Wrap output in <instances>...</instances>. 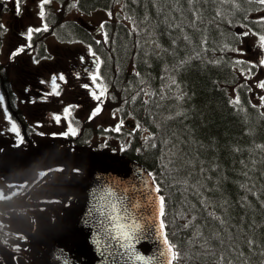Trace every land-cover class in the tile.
Returning <instances> with one entry per match:
<instances>
[{
	"label": "trees",
	"instance_id": "1",
	"mask_svg": "<svg viewBox=\"0 0 264 264\" xmlns=\"http://www.w3.org/2000/svg\"><path fill=\"white\" fill-rule=\"evenodd\" d=\"M53 1L50 29L68 42L94 43L86 25L64 20L74 5L89 13L119 4L126 16L106 22L97 49L137 122L123 155L164 197L174 264H264V108L237 74L253 67L234 55L243 27L264 35L259 3Z\"/></svg>",
	"mask_w": 264,
	"mask_h": 264
},
{
	"label": "flooded vegetation",
	"instance_id": "2",
	"mask_svg": "<svg viewBox=\"0 0 264 264\" xmlns=\"http://www.w3.org/2000/svg\"><path fill=\"white\" fill-rule=\"evenodd\" d=\"M27 9L25 0H21L19 13L16 0H0V10L12 12V25L23 20ZM12 33L15 37L9 41L8 52L20 51L33 42L32 33L30 38L27 32ZM84 47V52H78L73 43L56 41L54 49L46 47V56L37 49L24 53L15 65V75H8L7 83L0 81L4 100L0 118L3 113L18 128L12 136L0 126V192L8 197L0 199V247L12 254V264H59L55 256L58 248L73 252L80 244V240L76 242L82 211L80 183L87 173L63 156L109 153L107 141L92 134L95 130L110 131L116 148L123 149L122 110L116 107L115 118L99 121L103 107L93 95L101 91L96 86L100 75L93 82L99 57L88 45ZM99 68L100 64L98 74ZM5 76L0 71V80ZM54 76L58 87L52 83ZM57 117L59 122H55ZM76 122L84 125L82 130L73 128ZM13 154L18 158L9 165ZM30 163L31 168L22 174ZM26 202H45L52 207H7ZM0 264H7L1 248Z\"/></svg>",
	"mask_w": 264,
	"mask_h": 264
},
{
	"label": "water",
	"instance_id": "3",
	"mask_svg": "<svg viewBox=\"0 0 264 264\" xmlns=\"http://www.w3.org/2000/svg\"><path fill=\"white\" fill-rule=\"evenodd\" d=\"M73 159L89 172L79 194L85 208L78 222L84 245H76L72 254L59 255L63 264H167L161 255L166 251L160 230L163 196L150 175L137 163H114L111 156ZM115 216L123 218L117 221ZM117 224L139 227L127 240L120 236ZM137 255L144 260H137Z\"/></svg>",
	"mask_w": 264,
	"mask_h": 264
},
{
	"label": "rangeland",
	"instance_id": "4",
	"mask_svg": "<svg viewBox=\"0 0 264 264\" xmlns=\"http://www.w3.org/2000/svg\"><path fill=\"white\" fill-rule=\"evenodd\" d=\"M43 3V0H27L28 9L26 10V15L23 18V20L18 19L15 24L12 25V22L14 21L12 17V12L10 11L8 14L3 16V25L4 28L0 27V38L3 39L4 47L2 51H0V60L4 63V67L6 69V72L8 73L9 77H13L15 75V65L19 61L20 52L12 51L8 52V45L9 41L14 38V34L12 33V30L16 32L17 34H25L28 30L32 29V31H35L37 33H40L41 31L45 30V8L43 6V17L40 15L42 9L40 5ZM264 6V5H263ZM120 12V6H116L112 8L109 11H93V13H84L81 11L74 10L73 12H69L65 14V18H71L74 20H77L78 22H85L89 23L90 25L94 26V33L99 34V31L101 28H103V24L106 21H114L117 19H121L122 17H119ZM0 25H2V22L0 21ZM16 26V28H15ZM27 30V31H26ZM245 33H247L245 35ZM242 35L241 43L237 47V50L235 52V55L241 59L242 61L253 64L256 66V70H242L240 71V79L245 82L248 87L251 90V96L254 101H256L260 106L264 108L263 104V97H264V88L260 87L259 85L261 83H264V63L260 60L259 55L264 57V47L261 46L260 42V35H253L251 32H245ZM55 38L49 37L47 39V45L50 47L55 46ZM249 44H246V43ZM75 48L78 50L82 47L80 45H75ZM253 50H256L253 53ZM26 51V50H24ZM107 89L108 86H107ZM114 102L122 103L121 100H114ZM0 104H2V100L0 98ZM123 104V103H122ZM124 105V104H123ZM128 111V110H127ZM128 113V112H126ZM111 113V115H113ZM127 115V114H126ZM114 118V115L112 116ZM101 121L106 120L110 121L111 116L110 115H103L100 119ZM126 117H124L123 124L126 126ZM7 130L8 135H13L12 125H9V123L4 124ZM0 126H2V123L0 122ZM115 141H112L111 143L114 144ZM129 141L126 140V144ZM124 145V144H123ZM125 146V145H124ZM119 157H124L123 154ZM120 160H124L123 158H120Z\"/></svg>",
	"mask_w": 264,
	"mask_h": 264
},
{
	"label": "snow or ice",
	"instance_id": "5",
	"mask_svg": "<svg viewBox=\"0 0 264 264\" xmlns=\"http://www.w3.org/2000/svg\"><path fill=\"white\" fill-rule=\"evenodd\" d=\"M50 0H43V3L40 5L42 11L40 13V15L43 17L44 15V12H43V6L45 3H49ZM259 2L261 4H264V0H259ZM20 4H21V0H16V9H17V13H19L20 11ZM0 27H3L2 25H0ZM103 27V26H102ZM31 33H32V29H29L28 30V35H29V38L31 37ZM247 33H245L246 35ZM260 42H261V46L264 47V36H261L260 37ZM20 51H23V49L21 48ZM93 55H95V53H93ZM101 63V61H99V58H97V74L93 76V82L95 83V81L99 78V74H98V66L99 64ZM61 80L64 79L63 76H60L59 77ZM56 77L54 76L52 78V83L55 87H58V85H56ZM98 88H102V90L100 91V94L99 95H96V93H93V95L95 96V98L97 100H100V98L102 96L105 95L106 91H107V88L106 86H101V85H96ZM260 87L264 88V83H261L259 85ZM87 87V86H85ZM58 94V93H57ZM238 102V101H237ZM97 111H99V109H97ZM57 119H59V117H57ZM12 131H15L18 133V128L16 126L15 123L12 124ZM117 131H119V128L116 129ZM73 134L74 131H73ZM8 197H5L3 195L2 192H0V199H7ZM114 210H115V206H114ZM164 215V206H163V198L161 197V205H160V216H163ZM123 217H120V216H115L113 217L114 220H120L122 219ZM117 229L119 230V234L120 236L123 238V239H127V240H130L132 238V233H134L136 231V229L139 227L138 225H135V224H128V225H123V224H117L116 225ZM165 228V224L163 222V220H161L160 222V230H161V237L163 239V243L164 245H166V251L161 253V255L165 256L167 258V264H173L174 261L178 260L179 259V252L176 251V246L173 245L171 242H169V240L167 239V235L166 233L163 231ZM137 260H144V257H141L139 255H137L135 257ZM147 264V262H146Z\"/></svg>",
	"mask_w": 264,
	"mask_h": 264
},
{
	"label": "bare ground",
	"instance_id": "6",
	"mask_svg": "<svg viewBox=\"0 0 264 264\" xmlns=\"http://www.w3.org/2000/svg\"><path fill=\"white\" fill-rule=\"evenodd\" d=\"M80 240V239H79Z\"/></svg>",
	"mask_w": 264,
	"mask_h": 264
}]
</instances>
